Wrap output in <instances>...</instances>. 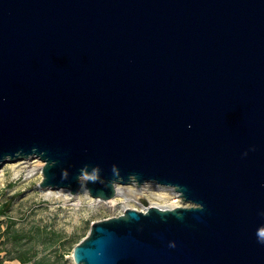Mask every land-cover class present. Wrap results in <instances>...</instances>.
Wrapping results in <instances>:
<instances>
[{
	"label": "water",
	"instance_id": "95a60500",
	"mask_svg": "<svg viewBox=\"0 0 264 264\" xmlns=\"http://www.w3.org/2000/svg\"><path fill=\"white\" fill-rule=\"evenodd\" d=\"M35 157L43 190L189 204L92 223L76 264H264V0H0V168Z\"/></svg>",
	"mask_w": 264,
	"mask_h": 264
},
{
	"label": "rangeland",
	"instance_id": "374dc122",
	"mask_svg": "<svg viewBox=\"0 0 264 264\" xmlns=\"http://www.w3.org/2000/svg\"><path fill=\"white\" fill-rule=\"evenodd\" d=\"M34 160L41 159L35 157L8 161L0 168L5 173L0 180V207L5 202L11 203L7 216H0V220L6 221L9 217L10 221L25 231L33 228L43 230L42 238L45 242L40 235L28 243L29 246L35 245L40 261L46 264H76L73 249L88 235L92 223L122 215L125 212L124 202L91 201L85 188L79 192L81 202L78 205L48 197L46 190L40 187L42 170L28 176L26 162ZM15 163L22 167L18 175L13 165ZM180 199L181 206L189 205L181 197ZM143 204L137 201L131 203L130 207L140 210ZM0 246L8 247L10 244ZM8 264L19 263L9 261Z\"/></svg>",
	"mask_w": 264,
	"mask_h": 264
},
{
	"label": "bare ground",
	"instance_id": "6f19581e",
	"mask_svg": "<svg viewBox=\"0 0 264 264\" xmlns=\"http://www.w3.org/2000/svg\"><path fill=\"white\" fill-rule=\"evenodd\" d=\"M26 164L27 165H25V167L28 171V176H31L37 171L41 172L45 163L42 160H34L31 162H26ZM13 165L15 169H17L16 174L18 175L22 167L19 165V163H15ZM4 176V171L0 169V180H2ZM46 195L48 197L61 199L65 203H70L72 205H78L81 202L79 194L73 195L70 190L66 188L48 189L46 190ZM87 195L91 201H104L89 196L88 192ZM119 200L124 202L125 210L131 208V203L140 201L141 203H144L142 209H140L142 211H146L148 208L153 206L162 209H172L181 206L182 202L179 194L174 191V189L161 187L153 182H147L142 185H139L136 182L129 185H116V195L106 202L117 203Z\"/></svg>",
	"mask_w": 264,
	"mask_h": 264
},
{
	"label": "trees",
	"instance_id": "16d2710c",
	"mask_svg": "<svg viewBox=\"0 0 264 264\" xmlns=\"http://www.w3.org/2000/svg\"><path fill=\"white\" fill-rule=\"evenodd\" d=\"M11 207L10 202H5L0 207V216H7ZM43 230L35 229L25 231L16 226L8 217L6 221L0 220V245L9 243L10 246H0V264H8L9 261H17L19 264H46L40 261L35 245L29 246L30 241L41 235ZM45 242V240L43 241ZM29 246V247H28ZM52 264V263H51Z\"/></svg>",
	"mask_w": 264,
	"mask_h": 264
},
{
	"label": "clouds",
	"instance_id": "9594fccd",
	"mask_svg": "<svg viewBox=\"0 0 264 264\" xmlns=\"http://www.w3.org/2000/svg\"><path fill=\"white\" fill-rule=\"evenodd\" d=\"M189 127H190V125H189ZM84 178H85V179H95V177H87V176H85ZM258 241H259L260 243H264V232H260V233L258 234Z\"/></svg>",
	"mask_w": 264,
	"mask_h": 264
}]
</instances>
